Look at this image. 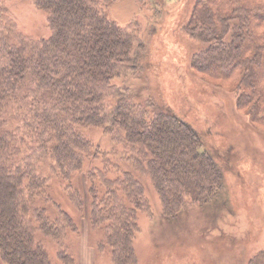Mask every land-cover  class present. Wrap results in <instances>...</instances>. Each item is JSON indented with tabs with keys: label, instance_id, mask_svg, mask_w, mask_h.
I'll use <instances>...</instances> for the list:
<instances>
[{
	"label": "trees",
	"instance_id": "obj_1",
	"mask_svg": "<svg viewBox=\"0 0 264 264\" xmlns=\"http://www.w3.org/2000/svg\"><path fill=\"white\" fill-rule=\"evenodd\" d=\"M122 1L38 0L52 35L33 45L21 40L5 46L0 61V108L17 105L29 111L38 144L29 159L39 154L52 159V170L68 180L65 191L76 207L83 208L84 202L79 200L73 175L81 172L103 179L105 196L91 202V221L95 226L109 222L107 243L114 249L115 263L131 264L139 204L124 205L116 189L132 202L141 187L129 174L128 181L123 176L111 181L104 168L84 173L82 156L88 153L96 158L100 149L91 153L81 128H100L114 141L144 154L137 165L151 176L168 215L180 208L186 195L212 199L222 176L184 121L152 98L144 104L132 92L139 89L132 82L143 71L150 33L132 27L133 21L124 25L113 18V6ZM164 1L152 0L150 6L155 10ZM185 32L205 47L195 55L193 69L220 86L231 87L238 108L264 125V0H197ZM10 141L0 134V264H51L37 240V229L56 240L63 230H75L74 221L57 205L59 215L51 225L42 215L44 209L35 208L36 229L30 207L39 203L35 193L42 191L37 197L45 193V181L32 168L12 164ZM93 182L88 191L92 198L99 188ZM248 264H264V254Z\"/></svg>",
	"mask_w": 264,
	"mask_h": 264
},
{
	"label": "rangeland",
	"instance_id": "obj_2",
	"mask_svg": "<svg viewBox=\"0 0 264 264\" xmlns=\"http://www.w3.org/2000/svg\"><path fill=\"white\" fill-rule=\"evenodd\" d=\"M37 1L0 0V61L5 46L21 40L33 45L51 37L48 15L37 7ZM134 1L137 9L130 20L132 27L141 32L148 30L150 36L145 39L148 52L143 71L132 82L139 89L132 92L144 104L152 98L159 107L184 121L198 135L201 151L215 161L222 182L214 189L212 199L197 196V200L186 195L180 208L168 215L151 176L145 167L137 165L145 155L122 141H114L96 127L80 130L91 143L92 154L100 149L96 158L88 153L82 156L83 172L104 168V175L111 181L129 174L141 187V194L138 191L133 195L132 202L116 189L124 205L134 208L139 204L135 207L137 231L131 237V264H248L264 254V125L238 108L231 87L220 86L193 69L195 55L205 49L185 32L197 0H166L160 7L161 2L157 3L155 10L150 6L152 0ZM28 114L17 105L0 108V134L11 140L8 155L13 158L12 164L32 168L45 181V193L39 197L36 195L42 191L34 194L39 203L27 205L36 229L39 223L35 208L38 212L44 209L42 215L51 225L59 215L57 205L74 221L75 230H63L56 240L37 229V240L51 264H116L114 249L107 243L109 222L95 226L91 221V202L105 196L103 179L99 175L86 177L81 172L73 175L77 186L73 189L80 190L78 197L84 202L83 208L76 207L65 191L68 180L52 170V159L40 154L29 159L38 144ZM94 180L99 188L96 186L92 198L88 191L94 187ZM125 185L131 190L129 182ZM202 193L205 195L204 190ZM100 211L96 209L99 216Z\"/></svg>",
	"mask_w": 264,
	"mask_h": 264
},
{
	"label": "crops",
	"instance_id": "obj_3",
	"mask_svg": "<svg viewBox=\"0 0 264 264\" xmlns=\"http://www.w3.org/2000/svg\"><path fill=\"white\" fill-rule=\"evenodd\" d=\"M137 9L134 0H124L113 6L111 14L121 24H127Z\"/></svg>",
	"mask_w": 264,
	"mask_h": 264
}]
</instances>
